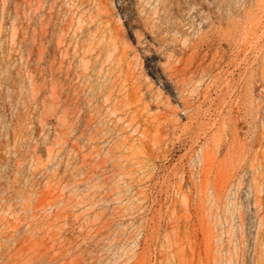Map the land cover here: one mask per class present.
Here are the masks:
<instances>
[{
    "label": "rangeland",
    "instance_id": "374dc122",
    "mask_svg": "<svg viewBox=\"0 0 264 264\" xmlns=\"http://www.w3.org/2000/svg\"><path fill=\"white\" fill-rule=\"evenodd\" d=\"M0 264H264V0H0Z\"/></svg>",
    "mask_w": 264,
    "mask_h": 264
}]
</instances>
